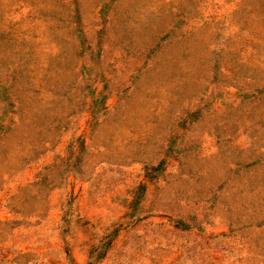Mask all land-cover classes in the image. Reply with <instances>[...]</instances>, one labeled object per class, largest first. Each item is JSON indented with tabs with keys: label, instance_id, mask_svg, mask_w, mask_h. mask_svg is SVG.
Instances as JSON below:
<instances>
[{
	"label": "rangeland",
	"instance_id": "rangeland-1",
	"mask_svg": "<svg viewBox=\"0 0 264 264\" xmlns=\"http://www.w3.org/2000/svg\"><path fill=\"white\" fill-rule=\"evenodd\" d=\"M0 264H264V0H0Z\"/></svg>",
	"mask_w": 264,
	"mask_h": 264
}]
</instances>
